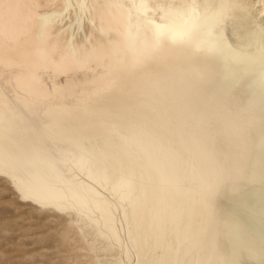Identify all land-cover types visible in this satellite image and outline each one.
I'll list each match as a JSON object with an SVG mask.
<instances>
[{
	"label": "bare ground",
	"instance_id": "1",
	"mask_svg": "<svg viewBox=\"0 0 264 264\" xmlns=\"http://www.w3.org/2000/svg\"><path fill=\"white\" fill-rule=\"evenodd\" d=\"M52 4L71 2L0 0L1 55L95 87L38 123L0 108V174L74 216L84 264L264 262L263 0H90L91 47L50 38ZM16 87L53 98L34 72Z\"/></svg>",
	"mask_w": 264,
	"mask_h": 264
},
{
	"label": "rangeland",
	"instance_id": "2",
	"mask_svg": "<svg viewBox=\"0 0 264 264\" xmlns=\"http://www.w3.org/2000/svg\"><path fill=\"white\" fill-rule=\"evenodd\" d=\"M70 7L59 10L53 7H43L41 12H48V17L53 18L59 25L58 29H50V38L70 37L78 44L93 46L89 43V35L93 29L87 22L90 0H67ZM264 3V0H263ZM45 5V1H42ZM264 29V25L262 26ZM226 33L232 44L240 46L234 23L228 21ZM83 35L85 43L80 41ZM39 36V33L36 34ZM13 65L1 55L0 48V108L5 105L16 114L38 123L42 112L52 104L75 103L83 98L84 92H92L94 85L86 83L96 75L79 73L76 75H59L46 71L40 65ZM34 72L40 76L49 87L53 98L46 102L35 101L19 93L16 82ZM237 195L222 198L225 210L234 208L238 212L246 211L239 205ZM245 194L244 198H249ZM74 216L67 211L57 210L48 206H38L24 200L18 193L14 184L4 175L0 174V264H84L85 250L81 248V240L75 232ZM91 232H94L93 229ZM111 252L115 255L112 259L123 258L121 247L124 239L117 242L108 240ZM134 249L137 250L135 244ZM148 250V244L144 246ZM142 253V251H140ZM149 250L146 251L144 260L148 261ZM109 258V256H108ZM243 264H264L245 259Z\"/></svg>",
	"mask_w": 264,
	"mask_h": 264
},
{
	"label": "snow or ice",
	"instance_id": "3",
	"mask_svg": "<svg viewBox=\"0 0 264 264\" xmlns=\"http://www.w3.org/2000/svg\"><path fill=\"white\" fill-rule=\"evenodd\" d=\"M184 38H186V39H187V38H189V37H184Z\"/></svg>",
	"mask_w": 264,
	"mask_h": 264
}]
</instances>
